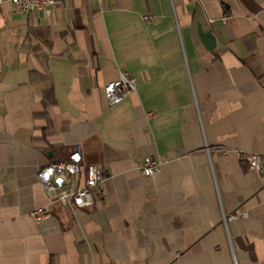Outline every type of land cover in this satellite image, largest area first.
Returning a JSON list of instances; mask_svg holds the SVG:
<instances>
[{
	"label": "crops",
	"instance_id": "1",
	"mask_svg": "<svg viewBox=\"0 0 264 264\" xmlns=\"http://www.w3.org/2000/svg\"><path fill=\"white\" fill-rule=\"evenodd\" d=\"M119 73L137 87L109 106ZM76 146L104 170L90 208L38 177ZM237 150L264 154V0L0 4V264H264V179Z\"/></svg>",
	"mask_w": 264,
	"mask_h": 264
},
{
	"label": "built area",
	"instance_id": "2",
	"mask_svg": "<svg viewBox=\"0 0 264 264\" xmlns=\"http://www.w3.org/2000/svg\"><path fill=\"white\" fill-rule=\"evenodd\" d=\"M10 2L12 8L19 13L28 14L40 12L50 16L56 9L63 5L64 0H0V4ZM226 12L222 23L229 18ZM137 87L136 79L119 73L118 77L106 82L102 91L109 106L116 105L130 96ZM237 156L247 163L250 170L259 174L264 179V154L237 150ZM163 160L160 158L145 157L139 169L144 176L157 172ZM39 180L49 203H59L69 208H90L95 202V196L102 197L104 191L101 183L104 179V170L83 159L82 150L76 146L64 160L51 162L38 171ZM36 222H41L50 217V206H42L31 212Z\"/></svg>",
	"mask_w": 264,
	"mask_h": 264
},
{
	"label": "trees",
	"instance_id": "3",
	"mask_svg": "<svg viewBox=\"0 0 264 264\" xmlns=\"http://www.w3.org/2000/svg\"><path fill=\"white\" fill-rule=\"evenodd\" d=\"M43 102L44 104H49L52 101V85L48 84L43 89Z\"/></svg>",
	"mask_w": 264,
	"mask_h": 264
}]
</instances>
